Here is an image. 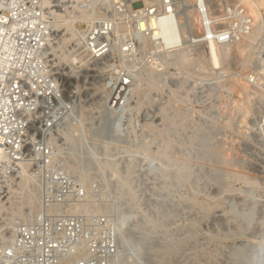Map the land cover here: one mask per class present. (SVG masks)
Segmentation results:
<instances>
[{"label": "rangeland", "instance_id": "1", "mask_svg": "<svg viewBox=\"0 0 264 264\" xmlns=\"http://www.w3.org/2000/svg\"><path fill=\"white\" fill-rule=\"evenodd\" d=\"M120 1L90 23L54 14L42 85L57 106L45 128L56 160L33 219L39 231L66 235L45 264H264V7L207 1L216 31L230 29L238 9L256 16H247L248 34L219 43L215 70L187 0H172L188 25L172 57L138 30L150 18L138 12L145 0ZM71 27L72 41L63 38ZM92 37L106 46L102 56H86Z\"/></svg>", "mask_w": 264, "mask_h": 264}, {"label": "built area", "instance_id": "2", "mask_svg": "<svg viewBox=\"0 0 264 264\" xmlns=\"http://www.w3.org/2000/svg\"><path fill=\"white\" fill-rule=\"evenodd\" d=\"M71 1L0 0V264H45L65 240V233L56 237L39 231L33 219L43 174L56 160L55 154L54 159L49 158L45 128L50 107L57 106L51 105L49 98L35 101L19 89L14 64L20 60L25 73H36L35 82L39 80L44 90L50 88L42 85V80L46 76L50 33L56 28L54 12L63 11ZM121 1L117 5L121 6ZM197 4L203 6L201 13L207 17V0H197ZM160 14V8L152 7L148 17ZM236 14L239 20L227 31H216L212 26L220 44L248 34L250 18L240 9ZM93 41L94 37L87 44L106 48ZM39 43L44 49H37Z\"/></svg>", "mask_w": 264, "mask_h": 264}, {"label": "bare ground", "instance_id": "3", "mask_svg": "<svg viewBox=\"0 0 264 264\" xmlns=\"http://www.w3.org/2000/svg\"><path fill=\"white\" fill-rule=\"evenodd\" d=\"M112 1V0H111ZM111 1L110 0H72L71 2H70V6H65V9H64V14H63V12L61 13L60 11V13L57 11V12H54V14L55 13H57V20H61V17L63 16L66 20L67 19H69V17H73V19H75V20H72L71 19V21H72V23L71 24H73L74 23V21H76L77 19L78 20H81V22H83L82 20H85L86 19V21L87 20H93V17H94V14H95V12H96V10L99 8V10H101L100 8H102V7H106V6H108V5H111ZM115 1V0H114ZM118 1H120V0H118ZM168 1H169V4H166V3H168ZM208 1V0H207ZM254 1V3L259 7V8H261V7H264V0H253ZM121 2V1H120ZM181 2V1H180ZM190 3L189 5H190V9L193 7L194 9H193V11L192 12H190V15H191V13H194V14H196V16H197V20H198V18H199V22H200V31L202 30V32H203V34L201 35V36H198V37H200V38H202L203 40H205L206 41V45H207V52H208V59H209V61H210V63L212 64V66H213V69H217L219 66H220V55H221V49L223 48V47H219V37H215L214 36V33L212 32V26L215 24V22L217 21V20H219V18H215V17H213L214 15L213 14H208V16L207 17H205L204 18V16L202 15V13H201V10L200 9H202L203 8V6H201L200 8L198 7V4H197V0H187V3ZM117 3V2H116ZM122 3V2H121ZM183 3V2H182ZM115 4V2L113 3L112 2V5H114ZM171 1L170 0H145V8L147 9H143L142 11H138V12H140L141 14L142 13H145L146 11H147V13H148V15H149V12H150V9L152 8V7H160L161 9H162V13L160 14V15H158V16H152V15H150L149 17V19H145V20H142L141 19V21H139V23H138V30L141 32V31H146V33L148 32V31H150V34L149 33H147V34H149V35H151L150 36V38H152V39H154V40H156V42H158L159 44H160V46L162 47V48H164V49H166V50H164V51H168V50H172V51H170L169 52V56L170 57H172V56H174V55H176V56H179V54H181V52L180 51H178V48L181 46L182 47V45H183V43L185 42V41H183V27L187 24L186 22H187V20H185L186 22V24L185 23H181V21H179V19H178V16H177V14H176V12H174V10L172 9L173 7H171ZM245 4V3H244ZM130 6V5H129ZM184 6V5H183ZM188 6V5H187ZM110 7V6H109ZM112 7V6H111ZM114 7V6H113ZM186 7V6H185ZM246 7H247V10H248V8H249V6H247L246 5ZM246 7H244V8H246ZM140 8V7H139ZM189 7H187V9L186 10H188V11H190L189 9H188ZM106 9V8H105ZM114 9V8H113ZM119 9V8H118ZM115 10V9H114ZM131 10V9H130ZM245 10V9H244ZM132 11V10H131ZM184 11V10H183ZM117 12V11H116ZM130 12V11H129ZM223 12V11H222ZM245 12H246V10H245ZM244 12V13H245ZM118 13V12H117ZM135 13V12H134ZM224 13V12H223ZM119 14V13H118ZM124 14V13H123ZM183 14V13H182ZM147 15V16H148ZM246 15V14H245ZM248 15L249 16H253V18L255 19V14H254V11L253 10H250L249 11V13H248ZM247 15V16H248ZM121 16V15H120ZM123 16V18H124V15H122ZM122 16H121V18H122ZM144 16V15H143ZM111 17V16H110ZM224 17V16H223ZM64 18H62L63 20H65ZM112 18V17H111ZM185 18V17H184ZM192 18H194V15H193V17ZM249 18V17H248ZM105 19V18H104ZM119 19V18H118ZM56 20V21H57ZM61 21L60 22V24H62V23H64L65 21ZM70 20V19H69ZM68 21V20H67ZM67 21H66V24L65 25H67V26H69V24H70V22L71 21H69V24H67ZM222 21V20H221ZM77 22V21H76ZM85 22V21H84ZM87 22H89L90 23V21H87ZM94 22V21H93ZM194 23H196L195 22V20L193 21ZM59 23V21L57 22V24ZM91 23H92V21H91ZM114 23V22H113ZM224 23V22H223ZM57 24H56V26H57ZM64 24H62V25H64ZM86 24H88V23H86ZM115 24V23H114ZM185 24V25H184ZM206 24V25H205ZM64 25V26H65ZM75 25H76V23H75ZM108 25V24H107ZM208 25V26H207ZM58 26H60V25H58ZM63 26V27H64ZM188 26V25H187ZM187 26H185L186 28H187ZM218 26V25H217ZM62 27V28H63ZM74 27V26H73ZM91 27V26H90ZM61 28V27H60ZM72 28V27H71ZM71 28H69V29H71ZM76 27H74V29H75ZM103 28V27H102ZM185 28V29H186ZM56 29L57 30H59V27H56ZM65 29H68L66 26H65ZM64 29V30H65ZM90 29V28H89ZM254 29H256V26L254 25ZM56 30V31H57ZM99 30H101V29H99ZM104 30V29H103ZM188 30V29H187ZM249 30H250V28H249ZM61 31V30H60ZM63 31V30H62ZM67 31L68 32H70L71 33V35H68V37L66 38V36L65 37H63V38H65L66 40L68 39V38H70V37H72V36H74V35H76L75 37H77V35L78 34H74V32L75 31H73V28H72V30H66V33H67ZM91 31V30H90ZM78 33H79V31H77ZM187 32H189V31H187ZM76 33V32H75ZM81 33H82V31H81ZM81 33H79V35L81 34ZM85 33V32H84ZM102 33V32H101ZM106 33V32H105ZM68 34V33H67ZM104 34V33H103ZM137 34V33H136ZM145 34V33H144ZM185 35V34H184ZM70 36V37H69ZM148 36V35H147ZM146 36V37H147ZM255 36V30L253 31V32H251V34L247 37V35H246V37H245V40L246 41H249V43L252 41V39H253V37ZM99 37V36H98ZM135 38H136V36H134ZM145 37V36H144ZM197 37V38H198ZM74 38V37H73ZM96 38V37H95ZM149 38V39H150ZM190 38V37H189ZM200 38H199V40H200ZM72 38H70V40H71ZM75 39V38H74ZM90 39V38H89ZM140 39H141V37H140ZM152 39H150V40H152ZM196 39V38H195ZM65 40V41H66ZM69 40V39H68ZM95 40V39H94ZM138 40V39H137ZM189 41H190V43H191V39H188ZM187 40V41H188ZM198 40V39H197ZM52 41V40H51ZM72 41V40H71ZM153 41V40H152ZM193 41V40H192ZM201 41V40H200ZM66 42H68L69 43V41H66ZM90 42V41H89ZM155 42V43H156ZM60 43V42H59ZM154 43V42H153ZM185 43H187V42H185ZM193 43V42H192ZM198 43V42H197ZM129 44V43H128ZM157 44V43H156ZM156 44H153V45H156ZM124 45V44H123ZM225 45V44H224ZM57 46V45H56ZM58 46H60V45H58ZM58 46H57V48L56 49H58ZM131 46V45H130ZM87 48H85L86 49V56H88L89 58L90 57H96V56H99V55H102V53H105L104 52V47L103 48H100V49H98L97 48V46H93V47H91L90 45H87L86 46ZM241 47V49H240V51H239V53H242L243 51H244V48H243V46L241 45L240 46ZM39 48H41V49H44V44H41V43H39L38 45H37V49H39ZM54 48V47H53ZM62 48V47H61ZM61 48H59V49H61ZM127 48V47H126ZM125 48V52L126 51H128L129 52V49L127 48L126 49ZM131 48V47H130ZM162 48H161V50H162ZM184 48V47H183ZM185 48H186V46H185ZM152 49H154V48H152ZM160 49V48H159ZM158 49V50H159ZM55 50V49H54ZM155 50V49H154ZM162 50V51H163ZM57 51H59V50H57ZM84 51V50H83ZM111 51V50H110ZM123 51V50H122ZM121 51V52H122ZM157 51V50H156ZM223 51V50H222ZM225 51H227V47L224 49V52ZM127 52V53H128ZM131 52V51H130ZM187 52V51H186ZM58 53H56V55H57ZM123 54L125 55V53H122V56H123ZM150 54V53H149ZM153 54V53H152ZM155 54H156V52H155ZM227 54H228V52H227ZM42 55V54H41ZM131 54H129V56H130ZM188 55V54H187ZM226 55V54H225ZM224 55V56H225ZM73 56V55H72ZM126 56V55H125ZM129 56H127V57H129ZM168 56V57H169ZM227 56V55H226ZM73 57H75L76 58V56H73ZM80 58L81 57H84V56H79ZM227 57H229V56H227ZM226 57V58H227ZM79 58V59H80ZM85 58V57H84ZM83 58V59H84ZM151 58V57H150ZM226 58H224L225 60H226ZM74 59V58H73ZM77 59V58H76ZM79 59H77L78 61H79ZM152 59H154L155 60V58H152ZM180 59V58H179ZM77 60H75V61H77ZM182 61H184V62H188L189 63V60H187V57L186 56H183L182 57V59H181ZM228 60V59H227ZM74 61V60H73ZM82 61H84V60H82ZM82 61H80L81 63H82ZM86 61V60H85ZM181 61V62H182ZM181 62H180V64H181ZM184 62H183V64H184ZM152 63V62H151ZM24 63L23 62H21L20 60L19 61H16L15 62V64H14V66L16 67V71H15V74L18 76V85H17V87L19 88V89H22L24 92H27V95H29V96H31V99H35V101H44L46 98H47V91L46 90H44L40 85H39V83H38V81L37 82H35V78L34 77H36V73H33V74H31V72L30 73H25L26 72V69L24 68V65H23ZM87 64V63H86ZM179 64V66H182L183 67V64L182 65H180ZM191 64V63H190ZM186 65H187V63H186ZM18 67H20L19 69H18ZM184 68V67H183ZM183 68H179L180 70L181 69H183ZM182 71V70H181ZM151 73V72H150ZM155 73V72H154ZM161 73V72H160ZM159 74V73H158ZM157 74V75H158ZM167 74V73H166ZM156 74H154L153 76H155V78L154 77H151L152 78V80H153V78H154V80H153V82H157V80H156V77L158 78V76H157ZM164 75H165V73H164ZM161 75L159 74V77H160ZM162 77V76H161ZM165 77V76H164ZM164 78H162V80H163ZM161 80V79H160ZM165 80V79H164ZM166 81V80H165ZM161 82V81H160ZM163 82V81H162ZM171 84V83H170ZM244 85H245V87H246V89H250V90H252L251 88H250V86L247 84V83H244ZM252 92H253V90H252ZM146 96H147V94H146ZM123 97V96H122ZM208 130V129H207ZM213 133H216V131L215 132H213ZM213 133H210V134H213ZM201 135V134H200ZM202 136V137H201ZM201 136H199L200 138H203V142L204 141H206V140H208V138L210 139L211 137H208L207 135H201ZM213 137H215V135L213 136ZM200 141V140H199ZM207 142V141H206ZM209 144V143H208ZM203 145V143H201V146ZM206 145H207V143L204 145L205 147H206ZM213 145V144H212ZM209 146V145H208ZM218 150V149H217ZM214 156V155H213ZM226 156V155H225ZM204 158H205V156H204ZM213 158V157H212ZM177 159V158H176ZM218 160H219V158H217ZM230 162V161H229ZM227 165L228 163H224V165ZM180 165V164H179ZM229 165V164H228ZM222 167H224V166H222ZM228 168H229V166H228ZM185 172V171H184ZM222 173V172H221ZM183 174V173H182ZM223 174V173H222ZM218 175V174H217ZM219 177V176H218ZM222 181V180H221ZM3 209V208H2ZM2 209H0V210H2ZM0 213H2V211H0Z\"/></svg>", "mask_w": 264, "mask_h": 264}]
</instances>
